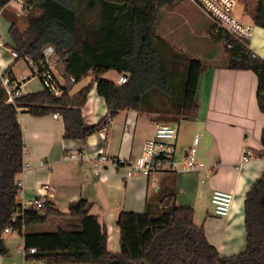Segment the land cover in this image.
Instances as JSON below:
<instances>
[{"label":"trees","instance_id":"16d2710c","mask_svg":"<svg viewBox=\"0 0 264 264\" xmlns=\"http://www.w3.org/2000/svg\"><path fill=\"white\" fill-rule=\"evenodd\" d=\"M11 1L0 0V9L8 22L9 48L17 52L16 60L39 66L43 50L53 47L64 89L60 96L43 88L26 92L9 103L0 80V255L9 254L3 234L11 228L22 237L26 250L35 249L24 260L45 264H264V172L244 198L245 249L231 256H220L207 241L203 226L194 223L193 208L177 206L173 180L147 198L143 212L118 213L119 252L108 250L106 227L89 212L84 199L69 203L67 214L45 200L41 208L11 221L20 206L14 182L23 162L21 110L33 116L58 113L64 143L85 141L120 110L153 115L155 122L188 119L198 110L196 94L204 69L201 60L174 49L155 33L159 10L177 0H21L22 20L7 11ZM251 19L264 29V0H257ZM209 36L223 43L226 68L256 75L257 102L264 112L260 98L264 60L253 57L243 41L215 32L213 24ZM111 70L124 74L126 82L104 78ZM3 74L11 84L16 80L10 66ZM87 76L91 82L70 94L73 85ZM93 83L107 113L96 124L87 125L80 108ZM260 141L264 147V130Z\"/></svg>","mask_w":264,"mask_h":264},{"label":"crops","instance_id":"0c3cea01","mask_svg":"<svg viewBox=\"0 0 264 264\" xmlns=\"http://www.w3.org/2000/svg\"><path fill=\"white\" fill-rule=\"evenodd\" d=\"M191 8L198 14L195 8ZM1 12L0 9V17ZM188 22L187 17L184 22L182 18L178 20L177 41L171 38L173 23L169 25L171 30L168 34L160 37L169 43L170 39L179 51L204 64L197 90L199 97L196 94V114L192 118L170 121L177 130L175 160L182 161L194 136L203 135L202 150H197L200 145L199 137L194 157L197 162L204 164V168L185 170L180 163L177 170L155 173L149 177L136 175L130 178L125 176L122 167L115 165H103L100 170H94L92 157L95 153L102 152L110 159L130 161L136 158L142 151L144 141L153 135V115L120 110L108 127L91 134L85 141L64 143V125L58 113L56 118L53 113L33 116L28 111L21 110L18 114L22 131L23 162L29 164V168L17 176L22 179L24 198L41 197L52 202L57 210L65 214L68 213L69 203L79 199L86 200L89 212L96 215L106 227L109 251L119 252L120 248L119 228L116 225L118 213L123 210L143 212L147 198H152L164 182L172 180L177 206L193 208V220L197 226L200 224L197 220L198 213L203 203L211 204L210 197L214 189L232 192L233 202L229 214L217 217L212 211L210 214L206 212L201 225L207 241L216 247L220 256L235 255L245 249L244 198L252 182L264 172V156L259 154L263 149L260 137L264 130V114L257 102V77L251 70L226 68V58H219L218 48L213 44L214 40L210 39V25L197 28L200 21L193 20V31H182V26L186 29ZM249 23L252 24L251 19ZM156 27L158 23L155 29ZM261 31L264 34V29L261 28ZM0 40L4 44L0 46V73L10 66L18 81L24 75L17 76L14 70L16 59L8 51L11 48L4 40ZM250 45L259 55L254 38ZM110 72L115 71H108L103 77L116 83V77L108 76ZM87 77V84L76 89L81 80L73 85L70 94H75L88 85L91 77ZM29 80L30 78L25 84L27 93L42 90L41 87L27 90ZM80 110L87 125L96 124L106 115L105 102L97 95L95 83ZM245 150L251 151L252 158L239 166L238 162ZM79 152L85 154L81 159L70 157ZM45 184L54 190H44ZM5 234L11 235L7 237ZM16 235L20 236L16 232L3 234L9 254L1 256L0 264H25L26 260L18 250L23 240Z\"/></svg>","mask_w":264,"mask_h":264},{"label":"built area","instance_id":"2783aa9c","mask_svg":"<svg viewBox=\"0 0 264 264\" xmlns=\"http://www.w3.org/2000/svg\"><path fill=\"white\" fill-rule=\"evenodd\" d=\"M16 1L17 5L20 8L23 5L21 0H13ZM197 4H199L202 10L207 13L210 18L213 20V26L215 32H223L229 34L235 39H239L243 41L244 45L248 47L251 51V55L253 57L259 56L252 48L251 41L253 38V26L252 24H242L239 22L237 18L231 17L228 12L232 11L234 6V0H193ZM246 41V42H245ZM4 44L0 40V46ZM10 51V55L13 59H16L17 52L13 49H8ZM56 62L57 59L55 57L53 47L49 46L45 48L42 52V61L41 65L37 66L35 64H30V69L32 76H37L40 79L41 86L47 92L51 93L54 96H60L63 93V81L60 75H58L56 71ZM30 77H24L14 81L11 84L10 78L8 75L0 73V80L2 86L5 88L6 92V102L14 103V99L16 97L21 96L26 93V81ZM70 82H73L74 79L71 77ZM127 77L124 74H119L116 80L117 84L125 83ZM260 98L263 101L264 106V89L260 93ZM264 114V112H263ZM53 117L56 118L57 114H53ZM108 123L110 121L107 120V125L103 128L108 127ZM102 128V129H103ZM199 135H195L190 148L187 150V154L183 158L182 161H176L174 158L176 152V139H177V130L175 126L167 121H157L154 124V132L153 135L146 139L143 143L141 153L134 158L133 160L127 161L123 159L117 158H109L102 152L95 153L93 155V168L95 171H98L102 168L103 165H115L116 167H122L125 176L130 178L136 175L149 177L155 173L166 172L177 170L180 163L185 168V170H198L204 168V164L202 162H197L195 160V151L196 145L199 141ZM264 152V147L262 149ZM83 153L79 152L75 155H71L70 157H76L81 159L84 157ZM264 156V154H263ZM252 158V153L250 150H245L241 156L240 161L238 162L239 166ZM29 168V164L26 162H22V167L20 173H23L25 170ZM15 187L18 190V202L20 203L19 209L12 213L11 221L16 222L19 217H22L24 213L33 209H39L44 205L45 200L41 197L35 199H25L23 195V183L21 178L15 179ZM44 190H54L48 184L43 186ZM211 204L214 208V215L217 217H225L229 214L233 202V193L227 190L216 188L212 191L210 197ZM13 232L11 228H5L4 233ZM18 250L21 252L23 258L27 252L34 253L35 249L30 248L26 250L23 246V243L19 245Z\"/></svg>","mask_w":264,"mask_h":264},{"label":"rangeland","instance_id":"374dc122","mask_svg":"<svg viewBox=\"0 0 264 264\" xmlns=\"http://www.w3.org/2000/svg\"><path fill=\"white\" fill-rule=\"evenodd\" d=\"M256 2H257V0H234V6L232 8V11H229L228 14L233 18H237L240 23L248 24L250 22V16H251V13H252L255 5H256ZM191 6L193 8H195V10L198 12V14L194 13ZM6 9H7V11L13 12V13L18 14L20 16L25 14V12L21 11L20 6L17 5L16 1L9 2ZM1 17H0V39L4 40L9 45L10 41H9V36H8V26H7V22H6L7 20H6L5 15H3V18H1ZM185 17H187L189 22L187 23L188 26L186 27V29L183 28V26H182L181 30L184 32L193 31V28H191L193 20L194 21L195 20L200 21L199 26L197 28H201V27H203V25L208 26V25H211L213 23L212 18H210V16L202 10L201 6L199 4H197L196 2H194L193 0H177L175 2V4L172 5L171 7L165 6L159 10V18L156 22V23H158V27H156L157 29H155V33L159 36L167 35L168 34L167 32L169 30H171V27H169V25H172V23H173L174 30L171 33V35H172L171 38L174 41H177L178 40V37H177L178 20L182 18V21L184 22ZM22 19H23V16L21 17V20ZM253 38H254V45L256 46V48H258L260 57L262 59H264V43H263L264 42V34L261 31L260 27L253 26ZM253 38H252V40H253ZM169 41L171 43L170 39H169ZM213 44H215L216 48H218L217 54H218L219 58L221 56L222 59L224 58V60H225V58L227 57V53L224 50L223 43L213 41ZM171 45H172V43H171ZM172 46L174 49L179 51V48L176 47V45H172ZM14 70H15L17 76L24 75V77H30L32 75L31 69L27 65L26 61L22 58L15 60ZM108 76L113 77V78L114 77L117 78L116 72H112V73L110 72L108 74ZM88 79H89V77L83 78L82 81L76 85V89L87 84ZM40 87L42 88L40 79L37 76L30 77L29 83L27 84V90L32 91V90L39 89ZM197 96L199 97V93H197ZM202 141H203V135H201V137H200V145L197 146V150L198 149L202 150V144H201ZM211 211L214 213L213 205L210 204L209 202L203 203V207L197 216V220H199V223H200V224H198V226H200L202 224L203 219L206 215V212H208L210 214V213H212ZM5 235L8 237L11 234H5ZM17 237H18V239H21L20 236H17ZM0 261H2L1 255H0ZM25 264H44V263H42L41 261L40 262H34V263L25 261Z\"/></svg>","mask_w":264,"mask_h":264},{"label":"bare ground","instance_id":"6f19581e","mask_svg":"<svg viewBox=\"0 0 264 264\" xmlns=\"http://www.w3.org/2000/svg\"><path fill=\"white\" fill-rule=\"evenodd\" d=\"M45 200V199H44ZM14 232V231H13Z\"/></svg>","mask_w":264,"mask_h":264}]
</instances>
